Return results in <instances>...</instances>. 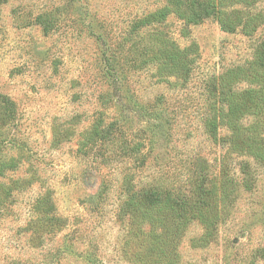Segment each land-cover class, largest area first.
<instances>
[{
    "label": "rangeland",
    "instance_id": "374dc122",
    "mask_svg": "<svg viewBox=\"0 0 264 264\" xmlns=\"http://www.w3.org/2000/svg\"><path fill=\"white\" fill-rule=\"evenodd\" d=\"M214 1L222 22L187 25L171 14L132 31L169 0H0V116L2 98L15 106L0 126V264H142L133 261L138 228L120 217L122 164L104 167L100 152L80 144L101 111L127 121L131 140H149L145 161L127 165L138 187L153 184L194 202L198 170L214 174L212 237L196 242L204 229L191 222L175 244L177 264H264V160L249 155L264 153V142L229 147L205 129L211 81L224 75L236 84L264 40V0ZM45 10L60 20L50 34L35 22ZM190 46L188 75L182 55L157 59L161 48ZM111 55L125 69L124 85L121 98L106 103L103 60ZM251 83L234 87L238 111L259 103ZM119 98L129 105L124 111ZM244 116L243 128L254 125Z\"/></svg>",
    "mask_w": 264,
    "mask_h": 264
},
{
    "label": "trees",
    "instance_id": "16d2710c",
    "mask_svg": "<svg viewBox=\"0 0 264 264\" xmlns=\"http://www.w3.org/2000/svg\"><path fill=\"white\" fill-rule=\"evenodd\" d=\"M171 14L184 20L187 25H198L208 18H219L221 10L219 4L214 0H191L188 4L185 0H169L168 6L136 19L132 31H138L152 24L164 23ZM219 21L222 22L221 18ZM35 22L42 27L45 33L50 34L59 26L60 20L52 10H45L36 17ZM225 28H228L227 25ZM180 55L186 61L188 75L195 62L191 58L193 46L184 51L177 48L174 51H170L168 48H161L157 51V59L162 57L172 63L177 62ZM103 61V77L107 80L108 88L102 97H107L105 101L110 103L117 97L121 98L124 85L122 74L125 69L122 67L120 59L115 55L105 57ZM243 68L247 69L237 71L235 75L236 84L228 83L224 75L211 81L214 93L213 111L205 118V129L214 142L229 144V147H232V144L264 142V84L261 83L257 88H254L261 81L264 82V40L255 49L252 62ZM248 78L253 80L251 84L254 86L247 91L255 93L261 98L251 110L238 111L237 107L241 102L234 101L232 97L241 95L234 87L238 80ZM120 98L116 100V104L120 105L121 103L120 106L124 111L129 105L126 104L127 102L122 103ZM2 102H6V106L4 107L5 114L0 116V126L10 122L13 119V115L10 113H15L14 103L10 99L4 97ZM248 114L254 116L256 122L248 128H243L241 119ZM83 136L87 139L86 141L82 140L80 144L83 146L89 144L93 156L97 157L100 152V155L105 158L104 167L109 164V168L114 167L113 170H117L118 163L123 166L122 169L117 170L122 174L121 185L125 195L120 209V217L121 219L127 217L129 225H135L139 234L138 243L135 246L137 249L133 252V261L142 264H177L178 256L175 244L181 233L193 221H197L204 229L203 234L195 241L206 243L211 239L213 229L212 221L207 215V207L212 188L210 186L208 188L207 185L210 179H215L213 178L214 174L210 175L208 171L198 170L194 202L189 201L182 192L174 194L173 191H164V188L155 187L153 184L138 187L136 170L133 172L127 165L145 161L147 153L144 149L149 141L147 138L135 140L132 137L133 140H131L127 121L125 123L124 119L108 118L106 111L97 113L90 128ZM249 155L253 156L255 160H264V153L257 148L250 150ZM7 166L12 167L9 164ZM154 253H160L157 260L154 259Z\"/></svg>",
    "mask_w": 264,
    "mask_h": 264
}]
</instances>
